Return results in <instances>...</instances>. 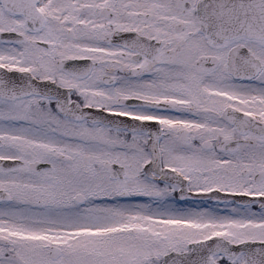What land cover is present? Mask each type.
<instances>
[{
	"label": "snow or ice",
	"instance_id": "obj_1",
	"mask_svg": "<svg viewBox=\"0 0 264 264\" xmlns=\"http://www.w3.org/2000/svg\"><path fill=\"white\" fill-rule=\"evenodd\" d=\"M0 264H264V0H0Z\"/></svg>",
	"mask_w": 264,
	"mask_h": 264
}]
</instances>
